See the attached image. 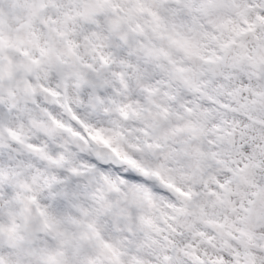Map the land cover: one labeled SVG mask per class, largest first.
<instances>
[{
	"label": "snow or ice",
	"instance_id": "snow-or-ice-1",
	"mask_svg": "<svg viewBox=\"0 0 264 264\" xmlns=\"http://www.w3.org/2000/svg\"><path fill=\"white\" fill-rule=\"evenodd\" d=\"M0 264H264V0H0Z\"/></svg>",
	"mask_w": 264,
	"mask_h": 264
}]
</instances>
